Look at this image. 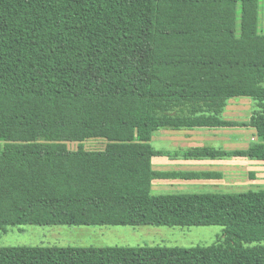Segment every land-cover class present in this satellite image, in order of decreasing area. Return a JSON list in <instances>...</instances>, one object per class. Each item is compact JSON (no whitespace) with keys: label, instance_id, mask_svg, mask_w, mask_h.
<instances>
[{"label":"trees","instance_id":"1","mask_svg":"<svg viewBox=\"0 0 264 264\" xmlns=\"http://www.w3.org/2000/svg\"><path fill=\"white\" fill-rule=\"evenodd\" d=\"M260 0H0V228L221 225L209 246L0 247V264H264V188L153 194L159 129H251L264 162ZM250 117L223 113L232 98ZM99 138L102 150L84 142ZM76 143V148H70ZM210 175V174H208Z\"/></svg>","mask_w":264,"mask_h":264},{"label":"rangeland","instance_id":"2","mask_svg":"<svg viewBox=\"0 0 264 264\" xmlns=\"http://www.w3.org/2000/svg\"><path fill=\"white\" fill-rule=\"evenodd\" d=\"M258 30L264 34V0H260ZM254 105L249 98H232L228 101L223 115L230 120L244 121L250 117ZM237 128H240L238 131ZM223 134H253L251 129L237 127ZM194 134H212L206 132ZM104 140L89 139L84 142L87 149L102 148ZM71 143L70 148H76ZM243 147V146H242ZM244 159V158H242ZM242 160V170L239 182L226 186H189L183 190L187 193L206 192H240L249 189L264 188V175L258 180L254 179L253 164ZM245 163V164H244ZM264 172V163L256 165L253 170ZM253 175V176H252ZM233 230L231 227L221 225L208 226H153V225H34L24 224L0 228V247L12 246H39V247H194L209 246L222 240L223 233ZM248 247H264L262 241H243Z\"/></svg>","mask_w":264,"mask_h":264},{"label":"crops","instance_id":"3","mask_svg":"<svg viewBox=\"0 0 264 264\" xmlns=\"http://www.w3.org/2000/svg\"><path fill=\"white\" fill-rule=\"evenodd\" d=\"M224 117L226 116L224 115ZM237 129L240 131V128ZM229 130L230 128H167L154 131L150 140L155 152L151 159L152 170L155 173L162 174V176L153 178L152 193L157 195L187 193L183 190H186L185 188L189 186L222 187L235 184L234 182H239L242 160L246 158L199 159L186 157L184 155L189 149L194 147L213 146L232 150L242 148V146H246L251 141L255 140L254 134H223ZM202 131L212 134H194ZM104 147L87 149L84 146L86 150H102ZM245 161L255 165L252 166L251 169L252 172L254 171L255 180H258L264 175L262 171L253 170L256 165L263 164L264 162L249 159Z\"/></svg>","mask_w":264,"mask_h":264}]
</instances>
